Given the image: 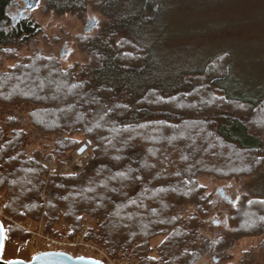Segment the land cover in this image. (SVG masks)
Masks as SVG:
<instances>
[{
  "label": "trees",
  "instance_id": "obj_1",
  "mask_svg": "<svg viewBox=\"0 0 264 264\" xmlns=\"http://www.w3.org/2000/svg\"><path fill=\"white\" fill-rule=\"evenodd\" d=\"M259 1L43 0L56 16L83 17L91 7L101 21L77 37L85 61L65 67L32 51L0 70V104L35 106L27 120H0L5 213L41 220L50 236L82 239L124 264H200L239 236L264 233V198L242 196L231 207L232 238L198 242L202 219L179 212L190 204L205 213L196 175L249 176L264 161L256 127L264 126V37L248 31L264 18ZM16 5L0 0V66L42 32L31 19L11 23ZM210 12L226 25L198 26ZM235 27L246 34L234 37ZM243 41L254 47L240 49ZM86 139L83 166L61 173V160ZM3 225L18 253L27 234Z\"/></svg>",
  "mask_w": 264,
  "mask_h": 264
},
{
  "label": "rangeland",
  "instance_id": "obj_2",
  "mask_svg": "<svg viewBox=\"0 0 264 264\" xmlns=\"http://www.w3.org/2000/svg\"><path fill=\"white\" fill-rule=\"evenodd\" d=\"M16 2L17 5L12 9L11 12V23L16 19L19 10L23 7L22 0H16ZM259 2L260 4L264 5V0H260ZM243 4L244 3H240L238 4V6ZM43 6H44V2L43 0H40L38 6L33 11L27 12V17L24 19V20L31 19L37 24H39L42 32L36 38H33L29 42V44L18 49V55H17L18 57H16L17 59L5 60L2 66H0V70L5 71L9 66H13L17 61H20L24 57L30 55L32 51L47 56L48 55L56 56L59 62L65 67L72 66L77 61L79 62L81 60L82 61L86 60V56L84 55L83 52H81V50L77 46L78 43L77 37L82 33L83 34L87 33L84 31V27L87 21H91L89 20L90 17H94L96 23H98V21H101V16H99V14L91 7L87 9L86 14L83 17L76 15L56 16L52 13L45 12ZM251 11H255V10H252L251 8ZM206 15H208L207 22H204L205 20H202L204 18V16L202 17V13L198 17H196L197 18L196 23L198 26L200 25L201 27L204 25V23H206L205 25L208 24H213L217 26L226 25V19L222 20L220 15H212L211 12ZM258 21L260 24L256 23ZM256 22L250 25L248 31L253 32L252 34L258 33L261 37H264V18H261L260 20L258 19ZM95 27L96 25L90 28L89 31H92ZM241 28L242 27H235L233 29L234 37L239 34ZM241 32L242 34H246L247 31L246 29H244L241 30ZM244 42L245 41L241 43L240 49H245L246 45H248V47L250 48L254 47L252 46L254 44H249L251 42H245V43ZM65 43L68 44L69 52L67 55H63V57L60 59V50L63 44ZM243 51L244 50H242V53ZM233 81L236 86L238 85L240 87L243 86L245 87L246 84L245 79L241 77L240 78L237 77ZM188 102L190 103L192 101L188 100ZM34 107H35L34 105L23 104V103L7 105V106L0 104V120H4L6 115L10 117L11 116L16 117L18 118V120H27V113L30 110H32ZM256 127L259 128V129L257 128L259 132H261L260 130L264 129V126L263 127L256 126ZM261 134H264V131ZM80 139H82V137H80ZM84 142L85 140L83 141V143ZM88 149L89 146L87 150ZM47 154H52V153L48 152ZM47 154H45V156ZM74 155H77L75 151L72 152L70 156L67 158H71ZM45 156L43 163L46 164V166L48 167V174L51 175L53 171H55L56 169L55 156L53 157V162L50 161L49 163L46 160ZM52 165L54 168H50V166ZM46 181L47 178L45 179V182ZM195 181L198 184V186L203 189V192L200 195L201 197L200 210L204 211L205 213L203 215H200V213H198L197 210L198 205L194 206L190 204H186L182 207H179V212L181 213L184 219L189 218L194 213L199 218L202 219V225L198 229L196 234L198 242L201 239L204 238L212 239L215 236L223 235L224 233L226 234V236L232 238L231 235H233V229L235 228L236 224H233L231 221L232 212L230 209L234 205L225 202L224 199L219 197L216 191L219 188H224L225 194L228 197H230L232 201H237L242 196L246 197V200H251L253 198H264V161L262 165L249 176H240L238 178H230V179H218L213 176L204 174V175H196ZM2 195L3 194L0 193V197ZM205 196L207 197V199L205 198ZM0 202H1V198H0ZM0 206L2 205L0 204ZM5 215L7 219H4L3 222L16 226L19 229L21 228L18 226V224H22L26 222L15 219L6 213ZM247 216L250 217V211L249 214H247ZM212 222H219V224L213 225ZM54 239L57 240L60 244L58 246V250H62V251L68 250L72 253H83V245L72 246L69 244L70 242L78 241L83 243H89L82 239H76V240L74 239L62 240L57 238ZM19 243H21V241L18 242V244ZM53 248H54L53 246L50 247L46 243L41 242V244H38L39 251L50 250ZM36 253H38V251L36 252V250L33 248V245L28 241V239L23 240V247L21 251L17 253L16 245H14L13 242H11V239L6 238L5 246L1 257L4 260H9V259L26 260L28 258L31 259ZM215 258L217 259V264H224L227 262L232 264H264V233H261L260 235L246 236V237L239 236L238 239L232 240L229 248H226L225 250L219 253H212L211 256L209 257L206 256L205 258L201 259L199 263L216 264Z\"/></svg>",
  "mask_w": 264,
  "mask_h": 264
},
{
  "label": "water",
  "instance_id": "obj_3",
  "mask_svg": "<svg viewBox=\"0 0 264 264\" xmlns=\"http://www.w3.org/2000/svg\"><path fill=\"white\" fill-rule=\"evenodd\" d=\"M23 1V7L19 10L18 15L16 19L12 22L13 25H16L20 23L22 20H24L27 17V12L33 11L39 4L40 0H22ZM95 22L93 21H87L84 31L88 32L90 28L95 26ZM69 52L68 44H63L61 50H60V59L63 57V55H67ZM90 145V141L88 139L85 140L84 143H82L76 150L75 153L77 155L81 154L83 151H85L88 146ZM82 149V150H81ZM216 193L219 195L220 198L224 199L225 202L234 205L236 201H232L230 197H228L222 190V188H219ZM0 224L3 226V232L5 236V230L2 220L0 219ZM213 225H218L219 222H212ZM5 245V240H4ZM4 249V248H3ZM9 261H17L19 264H92L94 261L100 262V264H104L102 261L86 257L83 255L79 256H73L72 254L62 251V250H46L39 252L35 254L31 259L24 260V259H11V260H4L1 257L0 254V264H7Z\"/></svg>",
  "mask_w": 264,
  "mask_h": 264
},
{
  "label": "built area",
  "instance_id": "obj_4",
  "mask_svg": "<svg viewBox=\"0 0 264 264\" xmlns=\"http://www.w3.org/2000/svg\"><path fill=\"white\" fill-rule=\"evenodd\" d=\"M87 156H89V152L86 149L79 155H74L71 158L63 159L61 162L60 172L64 173L72 169L81 168ZM45 157L48 163L50 161L53 162V157H54L53 154H47ZM50 168H54L53 165L50 166ZM0 219L2 221L4 219H7L2 206H0ZM18 226L23 231H25V233L27 234L28 241L33 245V248L36 250V252L37 251L39 252L38 244H41V242L46 243L50 247L53 246L54 250L58 249V246L60 245L59 242L54 238H52L47 232H45L42 221H27L22 224H18ZM69 244L72 246L83 245V253H82L83 256L98 259L102 261L104 264H124L112 260L107 255L106 251L97 245L91 243L78 242V241H72Z\"/></svg>",
  "mask_w": 264,
  "mask_h": 264
},
{
  "label": "snow or ice",
  "instance_id": "obj_5",
  "mask_svg": "<svg viewBox=\"0 0 264 264\" xmlns=\"http://www.w3.org/2000/svg\"><path fill=\"white\" fill-rule=\"evenodd\" d=\"M89 20L95 22V18L94 17H90ZM262 203H264V201H262ZM5 239H6V237L4 236L3 226H2V224H0V254H2V252H3L4 240ZM7 264H19V262H17V261H9V262H7ZM92 264H100V262L94 261V262H92Z\"/></svg>",
  "mask_w": 264,
  "mask_h": 264
},
{
  "label": "flooded vegetation",
  "instance_id": "obj_6",
  "mask_svg": "<svg viewBox=\"0 0 264 264\" xmlns=\"http://www.w3.org/2000/svg\"><path fill=\"white\" fill-rule=\"evenodd\" d=\"M70 50H71V49H70ZM222 190H223V192L225 193V191H224L225 189H224V188H222Z\"/></svg>",
  "mask_w": 264,
  "mask_h": 264
}]
</instances>
